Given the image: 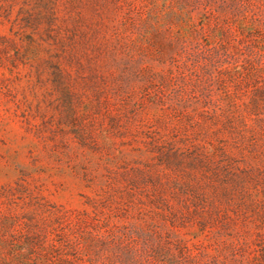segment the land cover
<instances>
[{
	"label": "rangeland",
	"instance_id": "374dc122",
	"mask_svg": "<svg viewBox=\"0 0 264 264\" xmlns=\"http://www.w3.org/2000/svg\"><path fill=\"white\" fill-rule=\"evenodd\" d=\"M0 264H264V0H0Z\"/></svg>",
	"mask_w": 264,
	"mask_h": 264
}]
</instances>
